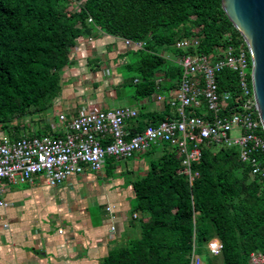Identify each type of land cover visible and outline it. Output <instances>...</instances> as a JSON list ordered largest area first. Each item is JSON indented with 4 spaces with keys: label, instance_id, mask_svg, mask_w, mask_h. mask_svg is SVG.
<instances>
[{
    "label": "trees",
    "instance_id": "16d2710c",
    "mask_svg": "<svg viewBox=\"0 0 264 264\" xmlns=\"http://www.w3.org/2000/svg\"><path fill=\"white\" fill-rule=\"evenodd\" d=\"M130 41L121 92L133 102L167 95L180 76L176 54H208L218 47L246 46L224 15L220 0H0V131L18 138L22 117L40 115L59 91L58 70L68 62L77 37L95 30ZM197 36V43L174 49L175 40ZM218 90L234 95L236 78L216 72ZM186 112L200 115L192 109ZM174 117L166 102L159 110L140 106L130 133ZM263 138L264 133L258 132ZM43 130L23 135H44ZM57 135V134H51ZM199 145L188 183L173 146L157 143L142 175L129 182L133 203L127 225L138 235L110 248L100 264H189L191 253L205 252L216 237L218 264H252L250 253L264 258V178L252 174L234 146ZM114 159L105 157L111 166ZM111 164V165H110ZM133 213H138L132 217ZM207 251V250H206ZM212 255V254H210ZM210 264V263H204ZM264 264V262L262 263Z\"/></svg>",
    "mask_w": 264,
    "mask_h": 264
},
{
    "label": "built area",
    "instance_id": "2783aa9c",
    "mask_svg": "<svg viewBox=\"0 0 264 264\" xmlns=\"http://www.w3.org/2000/svg\"><path fill=\"white\" fill-rule=\"evenodd\" d=\"M78 0H75L77 4ZM127 46L139 48L140 41L123 39ZM197 43L192 34L173 42L174 49H185ZM172 61L180 67L176 86L167 95L153 94L156 102H166L174 117L146 124L134 133L128 132L124 122L136 116L127 106L110 110L86 108L66 118L58 114L63 132L58 135H22L15 139H0V206L4 204V184L30 182L40 174L49 186L59 185L71 175L87 169L97 172L105 157L114 160L130 157L145 151L155 143L173 146L180 156V165L188 183L196 172L191 170L204 143L237 148L241 162L252 174L264 178V138L258 133L263 128L255 111L250 88V62L247 48L239 46L218 47L208 54H176ZM228 69L236 78V93L218 90L215 75ZM192 109L200 115L191 114ZM238 130L230 136L228 131ZM264 133V132H263ZM136 214L133 213L132 217ZM58 232H61L58 229ZM206 250L216 255L221 244L216 237L205 243ZM252 264H262L261 254L250 253ZM189 264H204L191 253Z\"/></svg>",
    "mask_w": 264,
    "mask_h": 264
},
{
    "label": "crops",
    "instance_id": "0c3cea01",
    "mask_svg": "<svg viewBox=\"0 0 264 264\" xmlns=\"http://www.w3.org/2000/svg\"><path fill=\"white\" fill-rule=\"evenodd\" d=\"M127 48L133 47L98 29L77 37L69 48L68 62L58 70L57 95L42 114L17 119L25 126L21 134L34 130L62 134L57 115L68 118L86 108L127 106L137 112L143 106L159 110L161 103L153 96L149 104L150 99L133 102L118 95L123 93L121 66ZM134 118L124 122L126 128L135 126ZM2 137L9 138L0 131ZM99 171L85 169L56 186H49L40 174L30 182L4 184L0 264H100L110 248L124 243L128 239L130 184L121 186L120 180L108 178L110 172L99 175Z\"/></svg>",
    "mask_w": 264,
    "mask_h": 264
},
{
    "label": "water",
    "instance_id": "95a60500",
    "mask_svg": "<svg viewBox=\"0 0 264 264\" xmlns=\"http://www.w3.org/2000/svg\"><path fill=\"white\" fill-rule=\"evenodd\" d=\"M220 7L247 48L251 93L264 132V0H220Z\"/></svg>",
    "mask_w": 264,
    "mask_h": 264
},
{
    "label": "rangeland",
    "instance_id": "374dc122",
    "mask_svg": "<svg viewBox=\"0 0 264 264\" xmlns=\"http://www.w3.org/2000/svg\"><path fill=\"white\" fill-rule=\"evenodd\" d=\"M126 103V102H121ZM152 103V99L149 100V104ZM33 118V122L35 121V118ZM239 132L238 130L231 129L228 131V135L230 136H235L238 135ZM219 145L218 144H213V148H217ZM157 155V151L151 154H143L142 152L140 153H135L131 155L130 157L119 159L116 161H113L112 165L110 168H107V163L104 162L100 171L99 175H102L103 172H110V176H108L109 179H112V181L120 180L122 184L121 186L127 185L131 180L134 178L138 177L143 170L146 169L147 167V162L148 159H153ZM109 170V171H106ZM120 187V186H118ZM128 201H130V204L132 205L133 203V198L131 195H129ZM127 238H133L138 235V229L137 227H128L127 228ZM197 255V254H196ZM202 263H210V264H218L220 262V258L218 255H210L208 251L205 250L200 255H197Z\"/></svg>",
    "mask_w": 264,
    "mask_h": 264
}]
</instances>
